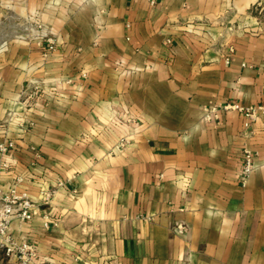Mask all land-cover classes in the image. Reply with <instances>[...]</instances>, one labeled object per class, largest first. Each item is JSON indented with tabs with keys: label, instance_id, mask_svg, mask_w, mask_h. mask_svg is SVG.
<instances>
[{
	"label": "crops",
	"instance_id": "1",
	"mask_svg": "<svg viewBox=\"0 0 264 264\" xmlns=\"http://www.w3.org/2000/svg\"><path fill=\"white\" fill-rule=\"evenodd\" d=\"M9 141L0 188L40 203L11 233L47 264H264V0H0Z\"/></svg>",
	"mask_w": 264,
	"mask_h": 264
},
{
	"label": "built area",
	"instance_id": "2",
	"mask_svg": "<svg viewBox=\"0 0 264 264\" xmlns=\"http://www.w3.org/2000/svg\"><path fill=\"white\" fill-rule=\"evenodd\" d=\"M258 4L260 2L258 1ZM32 26L30 33L34 31L39 39L46 42V50H54L55 41L49 34L39 33L41 24L36 20H31ZM15 33V32H14ZM27 33L25 36L28 37ZM46 54V53H44ZM225 62H229V58L225 57ZM32 97V96H29ZM222 109H232L244 112L246 117H253V109L246 108L245 110L238 104H225ZM206 118H217L218 107L209 106L204 108ZM127 140L121 139L119 144L123 145ZM13 148V143L9 141L7 144L0 143V151L6 152L8 149ZM254 154L245 149L241 158V170L239 173V181L242 185L245 184L250 173L254 169ZM5 166V165H4ZM22 181V177L16 176L14 181L5 189L0 188V247L7 257H14L22 264H47L45 258L40 259L38 256L37 248L34 243L27 239L17 240L13 237L10 229L12 220L17 219L20 222H26L32 220L40 213V203L34 201L31 196L26 192L19 189V184ZM54 189H50L43 193L42 203H47L52 197ZM44 224H46L48 218L42 215ZM172 229L182 233L185 232L186 226L183 223H177L172 226Z\"/></svg>",
	"mask_w": 264,
	"mask_h": 264
}]
</instances>
